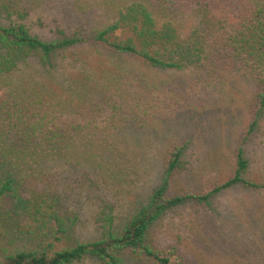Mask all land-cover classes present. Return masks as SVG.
I'll return each mask as SVG.
<instances>
[{"label":"rangeland","instance_id":"374dc122","mask_svg":"<svg viewBox=\"0 0 264 264\" xmlns=\"http://www.w3.org/2000/svg\"><path fill=\"white\" fill-rule=\"evenodd\" d=\"M116 1L10 0L13 6L29 11L25 21L44 38H55L61 30L72 32L110 22L116 14ZM158 2L171 4L172 0ZM206 2L218 6V0H177L174 4L180 17L192 23L201 14L196 6ZM233 4L226 9L239 12L237 2ZM86 9H90L87 16ZM124 60L102 48L78 46L58 54L55 69L40 64L23 68L8 76L0 89V100L6 108L13 109L8 84L14 94L26 99V105L30 101L47 105L50 116L44 124H89L91 134L87 136L91 141H78L85 146L77 145L75 159L71 160H75L77 169L90 171L87 176L98 180V186L85 184L83 192L77 194L74 182L82 179L83 172L71 168V172L39 173L47 177L44 184L56 183L60 190L64 178L71 177L70 187L75 188L71 193L75 197L82 193L79 221L69 231V244L98 237L93 221L96 209L89 198L92 195L101 194L115 206L116 228L121 230L162 181L168 151L174 146L184 148V169L172 177L171 195L201 193L230 178L255 101L264 88L228 53L219 61H205L203 66L180 71ZM121 66L134 71L120 75ZM53 69L59 72L53 73ZM76 81L86 82V89L78 90L80 83ZM83 93L89 95L88 105L100 100L101 106L91 109L87 105L83 109ZM118 116L122 117L120 121ZM27 119L30 121L29 116ZM244 150L248 159L246 178L261 187L236 184L211 198L209 204L188 201L171 208L152 224L151 245L169 254L171 246L178 245L193 264L203 256L206 264H264V117ZM79 153L82 161L76 160ZM6 232L0 235V258L33 247L35 238ZM74 264L99 263L85 259ZM125 264L158 263L126 256Z\"/></svg>","mask_w":264,"mask_h":264},{"label":"trees","instance_id":"16d2710c","mask_svg":"<svg viewBox=\"0 0 264 264\" xmlns=\"http://www.w3.org/2000/svg\"><path fill=\"white\" fill-rule=\"evenodd\" d=\"M176 1L163 4L158 0H118L110 22L72 32L61 30L55 38H44L25 21L29 15L26 8L20 10L10 0H0V89L15 72L36 64L52 69L58 54L83 45L102 48L121 62L131 59L140 66L176 71L203 66L205 61H219L228 53L234 63L253 74L264 87V0H218L220 7L207 2L198 4L201 14L192 23L180 17ZM234 2L239 8L237 13L226 9L234 7ZM89 13L90 9H86L85 16ZM129 67H119V74L133 73L134 68ZM86 85L82 82L77 89H86ZM7 88L13 95V109L6 108L0 100V235L7 230L19 238L31 236L35 242L32 248L3 255L0 264H74L85 259L99 264H125L126 256L148 258L158 264H193L178 245L171 246V254L151 245L152 224L171 208L188 201L209 204L211 198L233 185L261 187L246 178L248 159L244 144L264 117V88L255 101L230 178L201 193L171 195V179L184 169V148L174 146L168 151L162 181L121 230L116 228L115 206L101 194L92 195L89 198L96 209L93 221L98 237L69 244V231L79 221L82 193L79 197L71 193L75 189L70 187L71 177L64 178L60 190L56 183L44 184L47 177L42 178L39 173L71 172V168L83 172L82 179L74 182L77 194L83 192L85 184L98 186V180L87 176L90 171L77 169L75 160H71L75 159L76 146L83 145L78 141H91L87 136L91 134L89 124H44L50 116L47 105H34L32 101L26 105L24 97L13 93V86L8 84ZM81 95L85 97V102H80L84 109L89 95ZM99 103L100 100L90 102L88 106L94 109L93 106H101ZM121 118L118 116L117 121ZM91 155L97 157L96 153ZM76 160L82 161V153ZM204 261L207 259L203 256L197 264H206Z\"/></svg>","mask_w":264,"mask_h":264}]
</instances>
